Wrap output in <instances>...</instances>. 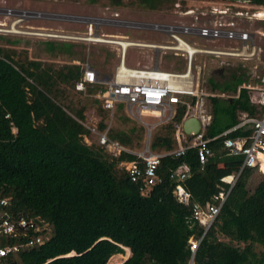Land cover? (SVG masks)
<instances>
[{"label":"trees","instance_id":"trees-1","mask_svg":"<svg viewBox=\"0 0 264 264\" xmlns=\"http://www.w3.org/2000/svg\"><path fill=\"white\" fill-rule=\"evenodd\" d=\"M120 1L110 2L119 5ZM193 1L264 7V0ZM139 3L154 6V0ZM5 44L16 42L5 40L0 45V198L10 199L13 218H33L50 230L45 244L20 251L10 264H107L125 248L131 255L122 264H188V240L204 232L193 218V204H218L221 191L229 192L194 254V264H264V250L254 248L264 249V178L251 190L255 168H243L238 174L244 156L232 155L223 146L225 138H248L251 126L220 136L239 123L238 112L256 115L251 100L259 97L258 92L241 88L230 99L209 97L211 120L204 138L209 140L212 156L204 164L194 148L179 157L165 156L156 182L145 187L142 179L132 182L120 166L136 156L125 151L114 155L98 141L85 142L93 134L85 126L90 105L85 97L92 89L74 90L82 78V66L20 61ZM236 77L238 82H231L233 92L242 82L240 75ZM185 100L194 105L198 97ZM91 101L102 116L96 127L99 132H106L109 140L124 149L141 147L142 127L126 115H117L123 123L132 124L109 128V113L99 100ZM186 111V105H179L174 119L154 130L152 151L171 152L178 147L176 125ZM184 167L188 177L182 185L191 195L189 205L173 195L176 183L171 175ZM236 174L232 187L222 181Z\"/></svg>","mask_w":264,"mask_h":264},{"label":"built area","instance_id":"built-area-1","mask_svg":"<svg viewBox=\"0 0 264 264\" xmlns=\"http://www.w3.org/2000/svg\"><path fill=\"white\" fill-rule=\"evenodd\" d=\"M193 13L194 10L189 9L184 14L191 15ZM212 13L226 15L227 11L216 9ZM15 14L16 12L12 9L0 8V16H12ZM13 26L14 23L11 26V30ZM233 26V23H215L209 26L192 23L156 22L130 26L135 30L150 31L166 38V40L160 42H147L142 39H125V36H103L101 34H96L99 41H88L89 36L93 34L91 30L87 36H53L68 40L111 45L118 53V65L115 67L114 72L108 76L99 73L89 61H83L80 64L83 69L82 78L75 83L74 90L86 93L88 89H93L100 84L106 83L108 88L105 94L97 91L94 94H89V96L99 100L101 108L108 112L110 117L114 115L116 106L122 104L126 116L139 122L145 128L142 149L138 151L124 149L117 142L109 140L106 132L96 134L95 128L90 129L98 136L99 144L103 145L109 153L119 155L122 151H125L136 156V160L120 164L121 168L128 173L132 182H139L142 179L145 187L153 185L157 179L156 171L160 161L168 155L179 157L187 149L194 148L197 151L200 164H204L212 156V150L208 144L209 140L204 138L205 126L210 121V116L203 108L202 98L206 95V91L203 89L197 91L195 89L192 64L195 55L252 57L255 54V48H249V45L246 44L249 34L239 31ZM3 27V23L0 22V32L6 31ZM196 40L239 42L241 47L230 49L200 48L193 44ZM128 48L150 50L157 55L151 65L131 67L126 65L125 59ZM160 52H172L175 56L182 57L184 59L182 70L168 71L160 69L158 66V55ZM251 90L259 94V97L253 96L251 100L256 115L244 113L236 126L220 135L227 136L242 126H251L252 132L248 138H225L223 141L224 148L230 154L244 156L243 164L238 174L243 168H255L263 173L261 168L263 162L260 156L264 159V88H252ZM193 96L198 97V101L194 105H190L185 101V97ZM179 105H186L187 111L182 122L176 125L175 138L179 143L178 147L171 152L152 151L151 139L154 130L160 125L171 122L177 113ZM194 107H197V111L194 110ZM191 117L197 118L200 122V131L197 134L187 135L183 131V122ZM144 118H152L155 123L148 125ZM186 136H189L190 139H187ZM238 174L231 176L229 181L225 178L222 181L232 187ZM187 177V167L171 175V178L176 183L173 195L179 203L184 205H189L191 202L190 193L182 185V182ZM228 192L221 191L218 194L216 197L219 201L218 204L206 203L204 206L193 204V218L198 222L199 226L204 228V232L199 238L191 237L188 240L191 252L188 264H194V254L207 230L216 220ZM9 207L10 199L0 198V264H10L14 260V256L20 251L41 246L49 240L50 236L47 224L23 216L13 218ZM124 261L123 255L118 254L112 256L107 264H122Z\"/></svg>","mask_w":264,"mask_h":264},{"label":"rangeland","instance_id":"rangeland-1","mask_svg":"<svg viewBox=\"0 0 264 264\" xmlns=\"http://www.w3.org/2000/svg\"><path fill=\"white\" fill-rule=\"evenodd\" d=\"M111 0H0V8L12 9L16 12L12 16H0L3 29L8 31L0 32V45H4L5 40L15 41L12 47L5 44L7 48H12L16 52L17 60L33 58L41 60L52 57L53 61L41 60V62L63 65L74 63L75 60L89 61L97 67L102 75H111L118 65V53L111 45L68 40L60 37L33 35L46 33L52 35H75L87 36L90 30L93 34L103 36H125V39H142L147 42H160L166 40L165 37L150 31H138L130 26H137L143 23H179L196 25H214L215 23H233V28L247 32L249 34L246 44L249 48H255L252 57H218L214 55H195L192 70L197 91L205 90L207 94L222 95L224 99H230L235 95L232 91V83L237 81V74L243 72L242 77L247 78L250 85L264 87V17H258L260 12H264V7H257L245 2L230 3L225 1L207 2L193 0H154L153 8L140 5V0H121L119 5H114ZM198 8V9H196ZM193 9L194 13L185 15L184 13ZM226 10V15L213 14L215 10ZM258 12V13H257ZM257 13V14H256ZM256 14V15H255ZM258 17V18H257ZM17 21V22H16ZM16 22V23H15ZM23 32H9L13 25ZM10 24V25H9ZM30 33V34H29ZM200 48L230 49L240 48L239 42H229L224 40L205 41L196 40L193 43ZM10 50V49H9ZM249 51V50H248ZM156 53L150 50L128 48L126 51L127 66H148L156 57ZM184 59L175 56L172 52H160L158 55V66L162 70L176 71L182 70ZM83 63V62H82ZM225 68V70H223ZM240 75V78H241ZM242 78V79H243ZM225 82V85L223 83ZM238 82V81H237ZM247 84V85H249ZM223 85V87H222ZM219 87V88H218ZM107 84H100L90 92L94 94L101 91L107 92ZM222 88L223 92L220 90ZM207 94L203 96L204 109H211ZM85 97V96H84ZM189 97H185L188 99ZM88 105L86 110L85 126L95 128L101 121L93 105L92 96L85 97ZM197 111V107H194ZM117 115H126L122 104L116 106V111L112 117L108 116L107 125L112 128H123L132 124H125L120 121ZM240 115V117H242ZM143 128V138L145 128L137 121L129 118ZM211 120V119H210ZM148 125L155 123L152 118H144ZM210 122V121H209ZM208 122V124H209ZM96 134L101 133L96 129ZM93 133L90 137H85V142L90 144L98 141V136ZM143 144V140L141 142ZM140 148L134 149L138 151ZM264 173L255 169L250 179V189L253 190ZM219 240L228 242L222 235L217 236ZM237 245L236 243H234ZM243 247V244H238ZM255 251L264 249L254 246ZM123 259H126L127 250L124 249ZM120 257V256H118ZM117 257V258H118Z\"/></svg>","mask_w":264,"mask_h":264},{"label":"crops","instance_id":"crops-1","mask_svg":"<svg viewBox=\"0 0 264 264\" xmlns=\"http://www.w3.org/2000/svg\"><path fill=\"white\" fill-rule=\"evenodd\" d=\"M228 12V11H227ZM13 47V46H12ZM57 56V55H56ZM56 56H50V57H46L45 56V54L43 55V57H44V59L42 58L41 60H49V61H53L52 59L53 58H55ZM33 60H36V61H41V60H38V59H35V58H33ZM73 61H74V63L75 64H81L82 62H83V59L82 60H74L73 59ZM95 69L100 73V71H99V69L97 68V67H95ZM223 70H225V68L223 69ZM243 72H245V71H241V73H238L237 74V76H239V75H243ZM242 75H241V79L243 78L242 77ZM247 82V78L246 79H242V82L240 83V84H238L237 85V87L236 88H238V90L235 92V95H233V97H236L237 96V94H238V91L241 89V88H246V89H249V90H251L252 88H258V89H260V88H264V87H259V86H257V85H255V84H253V85H250L249 83H246ZM247 84H249V85H247ZM223 85H225V82L223 83ZM223 85H222V87H223ZM219 88V87H218ZM220 90L222 91V88H220ZM223 92V91H222ZM224 93V92H223ZM206 94H207V92H206ZM211 96H218V97H221L222 95H215V94H212V93H209V94H207V99H206V102L209 100V97H211ZM232 97V98H233ZM222 98V97H221ZM186 101V100H185ZM187 103H189V102H187ZM190 104V103H189ZM191 105V104H190ZM211 106V105H210ZM205 110H206V112H207V114L210 116V119H211V109L210 110H208L207 108H205ZM245 112H238V116H239V119H240V115H242V114H244ZM229 178L231 177V176H228ZM225 179H226V177H225Z\"/></svg>","mask_w":264,"mask_h":264},{"label":"water","instance_id":"water-1","mask_svg":"<svg viewBox=\"0 0 264 264\" xmlns=\"http://www.w3.org/2000/svg\"><path fill=\"white\" fill-rule=\"evenodd\" d=\"M200 126L201 125L198 119L195 117H191L183 122V131L187 135L197 134L200 131ZM70 255H74V253H71ZM130 255L125 260H127L130 257Z\"/></svg>","mask_w":264,"mask_h":264},{"label":"bare ground","instance_id":"bare-ground-1","mask_svg":"<svg viewBox=\"0 0 264 264\" xmlns=\"http://www.w3.org/2000/svg\"><path fill=\"white\" fill-rule=\"evenodd\" d=\"M258 17H260V18H263L264 17V12H260L259 14H258ZM10 25V24H9ZM11 32H13V33H21V34H23V32H21L20 30H18L15 26H13L12 27V30H11ZM30 34V33H29ZM33 35H39V36H51V37H53L54 35H52V34H46V33H38V34H33ZM55 37H59V36H55ZM97 35L96 34H94V35H92V36H89V38H88V41H99V40H97ZM261 157V159L262 160H264L263 159V157L262 156H260ZM227 181H229V180H227ZM126 250H127V255H126V258L130 255V250L128 249V248H126Z\"/></svg>","mask_w":264,"mask_h":264},{"label":"clouds","instance_id":"clouds-1","mask_svg":"<svg viewBox=\"0 0 264 264\" xmlns=\"http://www.w3.org/2000/svg\"><path fill=\"white\" fill-rule=\"evenodd\" d=\"M126 249V248H125Z\"/></svg>","mask_w":264,"mask_h":264}]
</instances>
